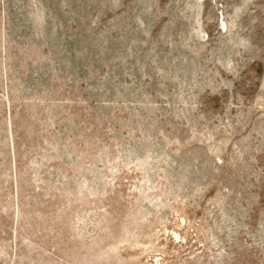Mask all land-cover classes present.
<instances>
[{"label":"rangeland","instance_id":"1","mask_svg":"<svg viewBox=\"0 0 264 264\" xmlns=\"http://www.w3.org/2000/svg\"><path fill=\"white\" fill-rule=\"evenodd\" d=\"M0 264H264V0H0Z\"/></svg>","mask_w":264,"mask_h":264}]
</instances>
